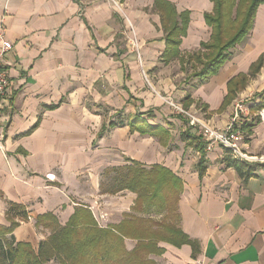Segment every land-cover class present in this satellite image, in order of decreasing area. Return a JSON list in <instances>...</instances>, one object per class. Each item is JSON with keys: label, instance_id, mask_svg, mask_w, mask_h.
Segmentation results:
<instances>
[{"label": "crops", "instance_id": "crops-1", "mask_svg": "<svg viewBox=\"0 0 264 264\" xmlns=\"http://www.w3.org/2000/svg\"><path fill=\"white\" fill-rule=\"evenodd\" d=\"M156 1L171 3L178 14L188 12L178 56L170 59L163 56L165 30ZM212 7L211 0H0V27L13 46L5 56L11 93L0 106V224H9L7 201L25 206L27 218L12 232L16 241L34 247L48 230L36 228L38 214L53 212L63 225L79 205L91 210L99 226L117 224L132 211L136 194H102L100 173L134 160L163 165L181 178L179 225L199 244L193 255L188 244L160 242L165 250L153 256L157 264H264V160L246 161L253 171L242 177L225 165L220 145L208 149L206 143L200 152L190 144L198 128L167 104L174 100L222 126L238 98L251 94L244 98L248 111L259 103L264 0L244 42L201 81L185 62L209 41L204 14ZM240 75H246L245 85L229 98L228 82ZM107 111L118 117L107 113L106 119ZM251 111L240 124L243 146L264 156V124L259 111ZM135 115L168 135L131 130ZM201 155L206 163L200 174ZM34 227L40 232L34 234ZM124 242L134 247V240Z\"/></svg>", "mask_w": 264, "mask_h": 264}, {"label": "trees", "instance_id": "trees-1", "mask_svg": "<svg viewBox=\"0 0 264 264\" xmlns=\"http://www.w3.org/2000/svg\"><path fill=\"white\" fill-rule=\"evenodd\" d=\"M210 13L204 14L206 25L211 28L209 41L201 43V51L188 54L185 60L192 65L193 75L199 80L215 75L229 59L230 48L244 42L251 31L258 5L263 0H211ZM156 1V9L161 12L162 26L165 30L166 49L163 56L167 59L178 56L180 37L185 34L188 12L178 14L171 3ZM260 61V59H259ZM259 61L252 66L251 74L258 70ZM246 75H240L229 81L228 97L233 96L234 88H243ZM259 103L249 111H259L264 107V91L257 95ZM229 101V100H228ZM184 108V107H183ZM252 112V111H251ZM116 125L109 123L112 127ZM131 130L151 133L163 138L167 131L150 126L139 115L128 122ZM245 130V124L242 125ZM202 152L206 142L199 134L193 135L190 144ZM224 162L227 167L237 170L244 178L252 175L249 162L231 156L224 150ZM206 159L203 155L198 161L199 173L204 172ZM259 165V164H257ZM115 172L112 183L104 192L115 194L127 190L136 194L131 212L122 214L117 224L98 225L90 209L79 205L67 218L65 224H59L53 212L38 214L35 226L48 229L49 235L41 240L35 249L29 242L15 240L13 230L26 220L25 206L7 201L5 219L8 225L0 224V255L5 264H47L53 258L57 264H157L153 256H159L165 250L160 242L176 247L181 244L191 246L193 255L199 250V244L191 239L179 225L177 203L183 190L181 178L163 165L143 166L131 160L130 164L107 168ZM102 184L99 183V187ZM1 194V192H0ZM155 211L161 218L137 215ZM18 218V219H17ZM125 239L134 240V247L128 249Z\"/></svg>", "mask_w": 264, "mask_h": 264}, {"label": "built area", "instance_id": "built-area-1", "mask_svg": "<svg viewBox=\"0 0 264 264\" xmlns=\"http://www.w3.org/2000/svg\"><path fill=\"white\" fill-rule=\"evenodd\" d=\"M131 42L134 48H137V42L134 35L131 37ZM12 47L13 46L10 41L5 38L4 29L0 27V106L8 100L11 93V79L8 75L5 56ZM136 54H138L137 50ZM142 77L146 82H148L145 71H142ZM244 100V98H240L233 102L230 120H228L224 125L218 127H215L205 120L199 119L197 115L190 113L189 110L187 111L183 109L182 106L169 101L167 102L177 113L190 117L191 123L198 128V133L201 136L202 141H205L208 144V149L211 144H217L224 150H227L231 156L240 160L249 161L248 159L251 158V156L246 155L244 151V132L240 126L242 119L247 120L250 115V111H248V107L245 105ZM257 115L260 121L264 124V107L259 110ZM48 178H50V176H48Z\"/></svg>", "mask_w": 264, "mask_h": 264}, {"label": "rangeland", "instance_id": "rangeland-1", "mask_svg": "<svg viewBox=\"0 0 264 264\" xmlns=\"http://www.w3.org/2000/svg\"><path fill=\"white\" fill-rule=\"evenodd\" d=\"M194 63H192V65H193ZM247 97H251V94L249 93L248 95H246ZM245 96V97H246ZM239 97H244V96H239ZM244 97V98H245ZM246 97V98H247ZM245 98V99H246ZM239 99V98H238ZM169 102H171V103H175L176 105H179V106H181L179 103H177L176 101H174V100H168ZM246 100H244V103H246L245 102ZM168 104V106H169V108L171 109V111L173 112L174 111V113H177L175 110H174V108L173 107H171L170 105H169V103H167ZM182 108H183V106H182ZM99 109V111H103V108H98ZM183 109H185V108H183ZM185 110H187V109H185ZM110 111V110H109ZM109 111H107L105 114V118L107 119L108 117H110V115H112V116H114V118H117L118 117V115L116 114V113H111V112H109ZM188 111V110H187ZM190 113H193L194 115H197V117H199L200 116V114L197 112V111H195V112H191V111H189ZM107 113H109L110 115H108ZM177 114H179V115H182L183 117H186L187 119L189 118L190 119V117L189 116H187V115H184V114H181V113H177ZM250 114H252V112L250 111ZM122 116V115H121ZM250 116V115H249ZM251 117H252V115H251ZM244 118V117H243ZM259 118V117H258ZM199 119H201L200 117H199ZM229 120H230V118H229ZM260 120V119H259ZM215 127H218V126H215ZM241 129H242V127H241ZM198 132H199V130H198ZM244 132V131H243ZM200 136V135H199ZM201 137V136H200ZM243 141H245L244 143L246 144V140H244L243 139ZM243 143V144H244ZM246 148V149H245ZM245 148H244V151H245V153H246V155H249V156H252L251 158H249L248 160L250 161V162H254V161H257V162H261L262 160H264V156H255V155H252V154H250L249 152L247 153L246 152V150H247V145L245 146ZM48 176V175H47ZM116 176V174H115V172H113V171H110V169H107V168H105V169H103L102 171H101V173H100V180H99V183H101L102 184V186L101 187H99V189H100V192L103 194V193H106V194H108L107 192H104L103 190H105V189H107L108 188V186H110L111 185V183H112V177H115ZM102 202V201H101ZM7 205V204H6ZM5 211H6V209H5ZM137 215H142L143 217H148V216H152V217H154V218H161V215H158L154 210L153 211H147L146 213H143V214H137ZM18 219V218H17ZM19 221H21V222H23V221H25V220H21V219H18ZM20 222V223H21ZM37 228V227H36ZM35 227L33 228V233L34 232H40L39 231V229H36ZM39 228V227H38ZM33 233H32V235H33ZM49 233V230H47L46 232H44V231H42L41 232V235H40V239L38 240V242H37V244L35 245L34 244V248L36 249L37 248V245H38V243L41 241V240H43V239H46V237L49 235L48 234ZM34 234H36V233H34ZM39 234V233H38ZM37 236H39V235H37ZM36 236V237H37ZM126 246V245H125ZM128 246H130V245H128ZM58 263V259H56V258H53V259H50V260H48L47 261V264H57ZM0 264H5V261L2 259V256L0 255Z\"/></svg>", "mask_w": 264, "mask_h": 264}]
</instances>
